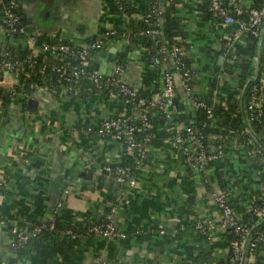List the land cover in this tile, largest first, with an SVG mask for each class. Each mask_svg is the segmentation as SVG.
Segmentation results:
<instances>
[{
  "label": "crops",
  "instance_id": "obj_1",
  "mask_svg": "<svg viewBox=\"0 0 264 264\" xmlns=\"http://www.w3.org/2000/svg\"><path fill=\"white\" fill-rule=\"evenodd\" d=\"M205 1L177 4L182 31L177 38L188 48L191 70L194 65L196 68L192 70L194 93L207 96L213 83L212 97L217 102L224 84L235 83L217 70L228 52L223 42L234 47L245 40L243 34L233 39L227 30L230 25L209 17L202 9ZM252 3L237 0L241 10L252 7ZM18 11L29 31L62 42L80 43L115 28L117 35L106 40L101 49L104 54L99 50L94 55L93 68L96 64L95 70L107 76L119 62L123 82L145 97L157 99L154 90L161 89V69L151 66L147 49L126 35L134 15L120 18L110 14L105 0H19ZM6 43L16 50L30 49L22 38H6L0 15V47ZM207 48L212 51L207 53ZM213 50L220 52L215 54ZM256 61L257 56L248 79L256 73ZM13 86L10 74L0 78L1 94L6 95L0 106L1 264H194L207 245L215 242L212 256L222 259L227 255V246L221 244L226 230L219 227L220 212L210 194L224 191L237 216L239 210H248L255 194L264 189V166L255 148L231 140L223 156L207 159L190 171L183 153L187 143L155 115L153 121L158 119L159 125L152 123L154 139L135 175V186H129L105 175L101 166L133 161L137 152H129L122 143L88 128L116 116L133 120L139 111L137 106L126 107L120 98L102 90L88 92L86 86L70 93L29 84L38 102L35 111H29L26 90L11 96ZM175 100L179 112L194 122L195 112L181 86ZM242 119L257 143L250 121ZM60 201L57 216L61 222L105 221L110 215L126 238L82 237L72 247L59 245L58 250L50 247L42 253L32 243L14 249L10 228L28 231L32 225L49 220ZM198 223L210 226V241L198 235Z\"/></svg>",
  "mask_w": 264,
  "mask_h": 264
},
{
  "label": "built area",
  "instance_id": "obj_2",
  "mask_svg": "<svg viewBox=\"0 0 264 264\" xmlns=\"http://www.w3.org/2000/svg\"><path fill=\"white\" fill-rule=\"evenodd\" d=\"M185 1L186 0H156L158 4L153 5L155 14L152 21L149 20L150 14L143 16L140 13H135L134 17L143 18L144 21L149 22L150 25L160 26L162 22L163 5H165L166 2L181 5ZM18 10L19 0H0V15L3 21L5 35L11 37L12 35H16L26 40L28 47L30 46V58H34L37 53H51L56 56L57 59H61L62 57H77L79 59V64L72 67L68 74H65L66 80L74 81L80 78L89 79L98 89H101L104 85L106 93L110 97L120 98L123 105L126 107L137 106L139 108L133 120H129L125 116H116L103 120L97 127L88 128L89 131H94L98 135L109 136L113 140L125 144V149L129 152L136 151L137 154L136 158H134L133 167L138 168L146 159L148 153V146H146L144 142L135 141L134 135L138 133H147L145 141H148L152 134V121L155 115L161 116L170 124L175 135L187 143L183 153L188 166L192 168L201 167L207 159H216L223 156L225 151L220 144H212V146H209V149H206L202 141V134L194 127V122L192 120L187 119L186 121L179 122L175 120L178 111L177 102L175 100L178 86L183 88L192 111L195 112L197 109H203L208 117L212 116L213 113L212 107L207 105L204 100L197 97L192 89V70L186 62L189 55L188 48L177 43L168 42L163 34L155 35L157 52L151 57V66L161 69L160 78L162 86L159 91H154L157 95V99H153L152 97L142 98L140 97L138 89L129 86L119 78V74L123 70L121 63L116 62L112 73L107 76L100 74L92 66L94 55L102 49L105 41L117 35V30L115 28L105 29L97 36L80 43H66L57 40L55 43H42L36 46L35 41L37 33L29 32L26 29V26L20 19ZM209 10L212 11L214 15L218 16L223 24H237L233 33V39L241 37L244 30H249L254 35H258L262 30L264 22V5L260 9L252 7L248 9V14L250 16L248 24L239 22L230 12L231 10L235 13H240L242 11L237 4V0H225V2H222V0H210ZM153 32V28L144 30V34L146 35H151ZM27 61L28 68H31L33 63L32 60L28 59ZM56 70L60 72L61 75L65 73V68L58 67ZM6 73L10 74L13 79L14 86L11 89L10 95L14 96L20 92L16 90V86L20 81V62L17 59L12 61H1L0 78ZM25 75H29V72L26 71ZM36 87L41 88L42 86L37 85ZM263 98L264 91L258 92V90L253 87L245 105L248 121L254 119L256 115L261 112ZM134 101H137L135 105H133ZM1 102L0 92V104ZM101 171L107 176L114 177L118 181L129 186H135L136 184V176L132 175L133 169L131 165H121V163L113 165L109 163L102 165ZM67 192L68 191L65 190V193ZM210 197L220 212L219 227L222 230L231 229L235 235L229 245L231 252L227 260L220 264H260L258 263V259H256L255 252L258 245L261 244V251L259 254H264V229L259 232L258 230L255 231V235L253 236L252 234L251 237L248 238L250 229L240 222L228 200L227 194L224 191L215 190L211 192ZM61 205L62 202L60 201L49 220L32 225L28 231L19 229L15 226L10 228L12 247L14 249H21L25 243L37 233L56 229V217ZM263 217L264 214L262 218ZM195 228L200 235L205 237V240H211L212 232L210 226L198 223ZM60 232L65 235H70L71 237L78 236L69 226L62 228ZM161 233H163V230H161ZM92 236L109 240H122L126 238V234L112 223L110 215L105 218V221L92 222L87 226L86 232L81 238Z\"/></svg>",
  "mask_w": 264,
  "mask_h": 264
},
{
  "label": "trees",
  "instance_id": "obj_3",
  "mask_svg": "<svg viewBox=\"0 0 264 264\" xmlns=\"http://www.w3.org/2000/svg\"><path fill=\"white\" fill-rule=\"evenodd\" d=\"M225 2V0H222ZM106 7L108 12L113 15H118L120 18L133 16L135 13H140L143 16L150 14L149 20L152 21L154 19L155 12L153 11V5H157L156 0H105ZM210 0H206L202 5L203 11L209 16L215 19H219L218 16L214 15L212 11L209 10ZM264 5V0H253L252 8L260 9ZM177 4L166 2L163 5L162 11V22L160 26L150 25L149 22H145L143 18H134L129 24L130 32H126V35L130 37L129 39L133 40L134 43L141 44L145 49H147V62L151 64V57L157 52V45L155 40V35L163 34L165 38L170 43H177L179 45H183L187 48V46L182 42V40L177 37L182 34L180 27V17L176 13ZM251 8V7H250ZM249 9V8H248ZM248 9L242 10L240 13L232 12L231 14L234 16L236 20L239 22L247 23L250 20V16L248 14ZM19 13V11H18ZM20 15V14H19ZM22 23L25 25L24 21L20 17ZM26 26V25H25ZM237 24H233L228 26L227 30L229 33L233 34ZM147 28H153L154 32L151 35L144 34V30ZM27 29V27H26ZM29 31V29H27ZM31 32V31H29ZM261 32L258 35H254L249 30H244V40L245 42L241 44H237L234 47H227L226 42H223V46L228 48V52L225 55V59L221 66L217 67V70L223 72V74H227L231 77V79L235 82L226 83L221 88L220 99L217 102L213 101L212 97V89L215 88V85L212 83L211 90H209V94L207 96H202L199 94L195 95L200 99L204 100L207 105L211 106L213 109L212 116L208 117L203 109H197L195 111V121L194 127L198 132L202 134V141L206 147L209 149V146L214 145H222V148L225 150L226 146L229 144L231 140H236L239 143H242L246 147L255 148L259 155L262 157V165L264 166V150L259 147V145L252 139L250 134L245 130V126L243 124V115L240 108V94L244 86L248 81V76L251 71L252 64L254 59L258 53V45L261 37ZM123 33V32H122ZM6 36V35H5ZM17 38L18 36L12 35L6 36L7 39ZM57 39L47 37L45 35L37 34L35 45L39 46L42 43H55ZM62 42V41H61ZM70 43V42H66ZM207 53L211 52L212 49H205ZM215 54H218L220 51L213 50ZM31 51L29 49H13L7 43L0 47V62L3 60H14L17 59L20 62V81L16 86L17 92L23 90V86L33 85V86H48L54 91H60L61 89H68L70 93L74 90H79L78 88L86 86L88 92H96V91H104L106 92V88L103 85L101 89L96 88L89 79L80 78L78 80H66L65 74L69 73L71 68L79 64V59L77 57H62L61 59H57L56 56L51 53H37V55L33 58L31 57ZM59 58V57H58ZM28 59L32 60V67L28 68ZM187 65L191 69L192 61L186 59ZM61 67L65 68V73L63 75L60 74L56 70V68ZM29 72V75H25V72ZM156 71V70H155ZM154 71V72H155ZM194 80L191 76V85H193ZM255 87L258 92L264 91V43L262 56L260 60V76L259 78L251 84L245 95L244 105H246L248 101L249 94L252 88ZM85 89V88H84ZM160 87L155 88L154 91H159ZM1 92V91H0ZM140 97L145 98V94L140 91ZM80 94V93H79ZM6 95L1 94V104L3 106V98ZM231 98V99H228ZM137 101H134L135 105ZM2 109V108H0ZM188 118L186 115L177 111V116L175 117L176 121H186ZM152 123H156L159 125V120L156 119L152 121ZM250 127L252 131L260 138L261 143L264 145V98L262 100V109L261 112L256 115L254 119L250 122ZM147 133H138L134 135V140L137 142H141L149 146L153 141V136L151 134L148 141H145ZM211 138L214 139L211 142ZM123 144V143H122ZM124 148L126 145L123 144ZM136 158V157H135ZM114 165V164H113ZM121 165H131L133 172L132 175H137L138 168L134 166L133 161L123 160ZM191 171L193 168L188 166ZM105 174V173H104ZM106 175V174H105ZM190 175V173H189ZM231 203V202H230ZM239 210V209H238ZM240 215L238 218L242 224H244L248 229H252L257 223L260 222L263 214H264V189L261 192H257L253 198L252 203L250 204L248 210L242 209L239 210ZM102 220H94V222H101ZM88 219L85 221H77L73 223H63L56 217V229L53 231H42L37 233L35 236L31 237L25 245L32 243L36 247H38V252L42 253L44 250L49 249L50 247H54L55 250H58L59 245H67L72 247L76 242L80 241L81 236H83L86 232L87 226L91 223ZM71 227L74 232L78 234L77 237H71L70 235H65L60 232V230L64 227ZM264 229V224L256 229L262 231ZM255 231L253 232V236L255 235ZM198 233V232H197ZM80 234V235H79ZM198 235L205 239L204 236ZM235 237L233 231L231 229L226 230V237L221 242L222 245L227 246L228 253L222 259H217L212 256L213 247L207 245V249L202 251L195 259L194 264H220L227 260L231 249L230 242ZM24 245V246H25ZM23 246V247H24ZM22 247V248H23ZM261 244L258 245L257 250L255 252L256 259H258V263L264 264V254L260 255Z\"/></svg>",
  "mask_w": 264,
  "mask_h": 264
},
{
  "label": "water",
  "instance_id": "obj_4",
  "mask_svg": "<svg viewBox=\"0 0 264 264\" xmlns=\"http://www.w3.org/2000/svg\"><path fill=\"white\" fill-rule=\"evenodd\" d=\"M263 43H264V22H263L261 37H260V41H259V45H258V53H257V61H256V73H255V75L253 77H251V78L248 79V81H247V83H246V85H245V87H244V89H243V91L241 93V96H240L241 112H242V115H243V117H244L245 120H247V116H246V112H245L244 99H245V95H246V91H247L248 87L251 84H253L259 78V76H260V60H261V56H262ZM99 53L100 54H104V51L101 50ZM94 69H97V65L96 64L94 65ZM192 70L195 72V70H196L195 65L192 68ZM23 88L26 90L27 95H29V97L27 99L28 110L29 111H35L38 102L32 97V93H31L30 87L27 84H25L23 86ZM5 114H6V110L3 111V115L4 116H5ZM252 135H253V138L257 141V143L260 145V147L264 150V145L261 143V141L257 138V136L254 133H252ZM63 177H66V174ZM58 180H60V177L58 178ZM58 180H57V184H58ZM61 186L62 187H65L66 184L65 183H61ZM263 224H264V217L262 218V220L259 223H257L249 231L248 238H250L251 235L253 234V232L256 229L260 228ZM210 246L211 247L217 246V243L216 242L215 243H211Z\"/></svg>",
  "mask_w": 264,
  "mask_h": 264
}]
</instances>
